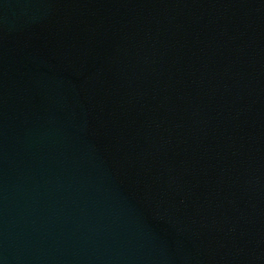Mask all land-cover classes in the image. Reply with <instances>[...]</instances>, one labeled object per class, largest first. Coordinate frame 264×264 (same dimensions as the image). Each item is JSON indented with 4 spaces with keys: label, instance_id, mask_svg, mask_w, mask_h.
<instances>
[{
    "label": "water",
    "instance_id": "obj_1",
    "mask_svg": "<svg viewBox=\"0 0 264 264\" xmlns=\"http://www.w3.org/2000/svg\"><path fill=\"white\" fill-rule=\"evenodd\" d=\"M0 264H264V0H0Z\"/></svg>",
    "mask_w": 264,
    "mask_h": 264
}]
</instances>
